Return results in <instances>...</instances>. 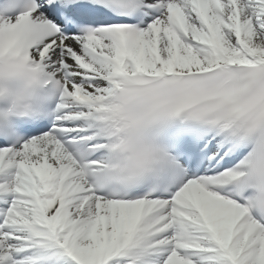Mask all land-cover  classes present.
Listing matches in <instances>:
<instances>
[{"label":"bare ground","instance_id":"6f19581e","mask_svg":"<svg viewBox=\"0 0 264 264\" xmlns=\"http://www.w3.org/2000/svg\"><path fill=\"white\" fill-rule=\"evenodd\" d=\"M206 1L208 2V0ZM184 3L186 8H190V11L199 17H204L206 13L211 12L210 5L208 4L204 6L200 0H185ZM192 5H196V8L192 9ZM240 7L244 25L242 28V33L245 40L255 47L257 51L264 54V0H241ZM248 16L249 18L251 16L254 18V21L249 24L246 22ZM209 17H211L210 19L211 23L213 24L214 31L216 34H218L219 28L217 27V22L214 23L217 18L214 15ZM220 21L224 22V28H226V31L230 32L231 28H228L230 27L228 22L226 20ZM194 31H196V27H194ZM152 32H156V34ZM223 41L227 42V40ZM138 42L142 43V48L137 44ZM157 45H159V52H163L165 55L182 54L184 58L181 60V64L184 69H186L187 66L197 63L195 53L190 49H186L184 41H181L179 38L174 36V34L168 29H166L165 33L160 37L155 27H152L151 32L145 33L132 46V51L137 52L138 54L139 52H142L143 58H145L146 62L148 63L146 53L151 52V54H156ZM203 54L205 55V53ZM201 60L204 61V66L208 65V60ZM71 213L74 215V217L76 215H81L82 217L80 224L78 225V227L81 229L75 238L78 240V251L91 252L90 250H93L98 244H100V242H102L101 238L103 237L104 233H106L109 238L112 237L113 231L111 224L104 222L101 224V226L96 225L94 220L96 215L94 202L90 201L85 204L83 210L81 211H79L77 207H73ZM208 215L210 217L213 216V212L208 211ZM104 217L109 221V213L107 211H105ZM246 240H248V242H240L242 247H240V245L236 246L237 250L235 252L239 258V264H264V248L261 250L258 248L259 242L264 244V240L260 241L259 239H255L253 236L250 237V235L246 236Z\"/></svg>","mask_w":264,"mask_h":264}]
</instances>
